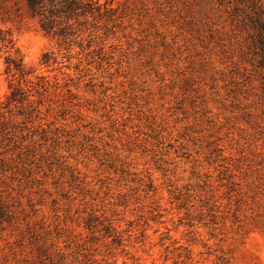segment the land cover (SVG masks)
Wrapping results in <instances>:
<instances>
[{
  "label": "rangeland",
  "instance_id": "rangeland-1",
  "mask_svg": "<svg viewBox=\"0 0 264 264\" xmlns=\"http://www.w3.org/2000/svg\"><path fill=\"white\" fill-rule=\"evenodd\" d=\"M91 1L0 0V264H264V0Z\"/></svg>",
  "mask_w": 264,
  "mask_h": 264
},
{
  "label": "trees",
  "instance_id": "trees-1",
  "mask_svg": "<svg viewBox=\"0 0 264 264\" xmlns=\"http://www.w3.org/2000/svg\"><path fill=\"white\" fill-rule=\"evenodd\" d=\"M24 2L27 12L37 19L40 28L51 37L56 38L59 45L65 44L74 33L73 25L78 18L92 15L98 10L96 3L91 0H24ZM260 30L264 35V28L260 26ZM0 51L5 53V73L12 77L22 76L24 70L21 58L14 49L11 35L1 28ZM19 89L17 90L15 87L12 94ZM4 210L0 203V221L4 219Z\"/></svg>",
  "mask_w": 264,
  "mask_h": 264
}]
</instances>
